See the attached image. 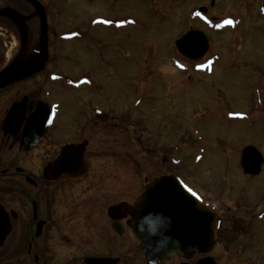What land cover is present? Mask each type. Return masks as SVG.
<instances>
[{
    "label": "flooded vegetation",
    "instance_id": "flooded-vegetation-1",
    "mask_svg": "<svg viewBox=\"0 0 264 264\" xmlns=\"http://www.w3.org/2000/svg\"><path fill=\"white\" fill-rule=\"evenodd\" d=\"M36 1L47 22L46 60L40 45L38 9L28 0H0V11L5 10L0 15V264H148L131 229L134 220L129 207L135 205L153 181L168 176L180 179L200 205L213 212L217 227L211 251L191 250L186 258L176 255L159 264H199L207 258L223 264L226 253L233 252L227 232L231 224L237 223L236 213L249 208L250 220H264V209L255 213L253 208L264 207V187L261 186L257 205L252 208L242 196L244 193L237 194L231 186L222 188L218 176L213 179L216 182H201L199 188L189 182L194 177L189 171L193 164L187 165L186 173H178L179 162L173 155L177 153V142L172 141L167 146L168 154H163L159 146L153 151V164L158 173L164 174L151 181L143 177L139 191L132 190L129 134L121 132L124 127L120 126L127 122L125 113L115 116L114 105H98L90 94L84 95L87 88L89 92L97 88L95 77L83 74L71 80L66 74L53 71V63L63 55L62 48H51L50 39L63 38L68 32H58L52 25V16L61 17L72 9L64 0ZM239 1L251 7L247 13L251 15L252 29L264 34V0ZM217 3L218 0H210L211 8ZM229 17L234 21L235 33H242L237 32L244 22L241 17ZM217 19L211 17L213 21ZM75 31L81 38H89L80 26ZM110 48L103 52L100 47L88 46L85 53L89 57L99 54L102 59L105 53L111 56ZM262 55L249 50L234 63L236 84L243 99L250 103L252 99V108L233 111L237 125L249 126V139L243 140L237 130L233 137L236 142L227 145L235 146L238 168L248 182L264 174V136L256 141L258 129L264 130L258 124L264 121ZM29 67L40 69L21 74ZM69 83L77 87L80 100H73L77 114L64 131V110L60 111L63 105L49 103L48 89L54 84L65 88ZM140 137L137 143L144 146L143 135ZM249 147L255 149L251 170H256L260 163L258 174L246 173L242 167L244 150ZM146 150H142L143 156ZM110 152L111 158L104 161ZM187 160L193 162L192 157ZM226 197L239 207L231 218L223 208Z\"/></svg>",
    "mask_w": 264,
    "mask_h": 264
},
{
    "label": "rangeland",
    "instance_id": "rangeland-1",
    "mask_svg": "<svg viewBox=\"0 0 264 264\" xmlns=\"http://www.w3.org/2000/svg\"><path fill=\"white\" fill-rule=\"evenodd\" d=\"M64 2L72 12L52 16V25L58 32H71V36L70 39H50L51 48H62L63 55L53 63V71L66 74L71 80L83 74L95 77L97 88L91 92L87 88L84 95L90 94L98 105H114L115 116L125 113L127 122L120 126L124 127L121 132L129 134L130 188L139 191L140 179L145 177L151 181L164 174L158 173L153 164V151L159 146L163 154H168L167 146L176 141L177 153L173 155L182 161L178 173H186L187 165L193 164L188 168L194 175L189 179L191 184L201 188V182H216L213 179L218 176L222 188L231 186L237 194L244 193L242 196L246 197L250 208L256 206L260 188L264 187V174L262 178L246 181L238 168L235 146L227 145L236 142L233 137L237 130L243 140L249 139L246 134L249 126L237 125L233 111L252 108V99L251 103L243 99V92L236 84L235 60L249 50L264 54V34L252 29L251 15L247 13L251 7L239 0H218L203 16L198 9L209 8L210 0ZM229 15L240 16L244 21L237 29L242 32L239 35L231 24L221 29L216 27L220 24L219 18ZM211 17L218 18L216 23L211 22ZM105 20L111 23H103ZM76 26L84 29L89 38L83 35L81 38L80 34L74 37ZM189 30L205 31L210 39L207 56L217 60L209 74L202 69L201 73L195 71L201 68L205 57L194 66L195 62L187 61L176 51L175 41ZM88 46L100 47L103 52L111 47V56L105 53L102 59L99 54L89 57L85 53ZM261 63L264 64V55ZM76 89L72 83L65 88L54 84L48 89L49 103L63 105L60 111L64 110L61 125L64 131L77 114L74 101L80 99ZM258 124L264 127V121ZM262 132L264 130L258 129L257 142L264 136ZM141 135L144 146L137 143ZM143 149H147L145 156ZM111 156L112 153H108L104 161ZM191 157L193 162L190 163L187 159ZM237 198L242 201L240 196ZM223 208L231 218L239 207L226 197ZM253 208L255 213L264 209ZM250 213L251 209H242L240 216L235 215L237 223L228 227L227 241L233 252L226 253L223 264H264V220L259 217L250 220Z\"/></svg>",
    "mask_w": 264,
    "mask_h": 264
},
{
    "label": "water",
    "instance_id": "water-1",
    "mask_svg": "<svg viewBox=\"0 0 264 264\" xmlns=\"http://www.w3.org/2000/svg\"><path fill=\"white\" fill-rule=\"evenodd\" d=\"M28 1L32 2L39 11L40 45L42 57L46 60L48 37L45 13L39 2ZM201 11L205 10L201 9ZM4 13L5 10L0 11V15ZM175 45L179 53L189 60H200L209 50V40L201 30L188 31L175 42ZM36 69L40 67L33 70L29 67L26 69L27 72L25 70L21 74L33 73L37 71ZM9 78H6L7 81ZM254 150L251 147L244 150L242 167L246 173L260 172V163L256 170H251L250 160ZM129 213L134 220L131 229L139 241L140 249L145 252V258L149 264H158L175 255L187 257L188 251L191 250L207 252L213 248L215 215L202 208L174 177L155 180L135 206L129 207ZM199 264L215 263L212 258H207Z\"/></svg>",
    "mask_w": 264,
    "mask_h": 264
},
{
    "label": "snow or ice",
    "instance_id": "snow-or-ice-1",
    "mask_svg": "<svg viewBox=\"0 0 264 264\" xmlns=\"http://www.w3.org/2000/svg\"><path fill=\"white\" fill-rule=\"evenodd\" d=\"M102 22H103V23H111V21H107V20L102 21ZM121 23H123V22H121ZM225 23H226V24H233L234 21H232L231 19H229V20H226ZM181 67H183V65H181ZM200 67H204V65H201Z\"/></svg>",
    "mask_w": 264,
    "mask_h": 264
},
{
    "label": "bare ground",
    "instance_id": "bare-ground-1",
    "mask_svg": "<svg viewBox=\"0 0 264 264\" xmlns=\"http://www.w3.org/2000/svg\"><path fill=\"white\" fill-rule=\"evenodd\" d=\"M213 70V69H212Z\"/></svg>",
    "mask_w": 264,
    "mask_h": 264
}]
</instances>
